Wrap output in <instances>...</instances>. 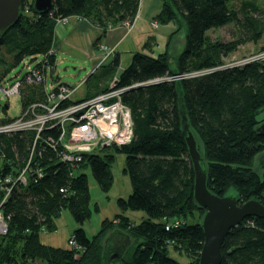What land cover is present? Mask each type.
Returning a JSON list of instances; mask_svg holds the SVG:
<instances>
[{"label": "trees", "instance_id": "16d2710c", "mask_svg": "<svg viewBox=\"0 0 264 264\" xmlns=\"http://www.w3.org/2000/svg\"><path fill=\"white\" fill-rule=\"evenodd\" d=\"M234 1L160 0L161 9L152 20L161 26L175 25L163 51L156 56L142 51L150 52L155 45L154 36H148L116 77L117 87H127L120 99L131 112V141L84 153L78 166L60 160L57 146L51 144L40 158H31L42 168V176H28L26 184H15L2 203L5 191L0 188V208L7 218V232L0 235V264H180L168 255L169 246L184 250L189 264H198L204 209L192 196L194 174L185 128L197 142L211 193H233L238 203L256 199L264 204V162H259L264 137L254 130L264 119L257 118L264 108V60L232 66L223 60L239 45L263 37L264 9L256 0H241L237 8ZM20 2V19L0 37V81L18 63L54 48L56 19L77 16L99 28L93 42L97 50L107 30L132 23L139 8V0H51V8L38 14L32 10V0ZM231 23L238 30L235 40L222 42L207 35L208 30ZM180 31L185 38L178 45L174 39ZM47 58L53 62L55 54ZM110 64H119L117 53ZM204 68L214 69L178 80L160 79ZM20 91L22 109L44 97L42 85L22 83ZM1 109L6 112L4 105ZM9 118H0V123ZM47 133L56 138L58 130ZM30 136L29 132L0 135V185L6 175L14 179L24 167ZM116 154L125 157L122 173L129 178L131 192L116 199L119 212L103 219L98 232L88 237L82 225L99 208L96 204L91 208L87 176L80 171L88 168L107 192L113 184ZM62 209L78 225L70 238L79 248L55 247L39 238L41 231L54 230ZM127 210L142 211L144 218L136 223L124 214ZM174 221L179 225L172 226ZM112 231L123 232L130 241L119 258L107 261L104 241ZM220 252V264H264V219L249 216L232 227Z\"/></svg>", "mask_w": 264, "mask_h": 264}, {"label": "built area", "instance_id": "2783aa9c", "mask_svg": "<svg viewBox=\"0 0 264 264\" xmlns=\"http://www.w3.org/2000/svg\"><path fill=\"white\" fill-rule=\"evenodd\" d=\"M27 11L28 9L25 7L24 12ZM67 19L68 17H60L56 19V22H66ZM133 22H124L123 25L130 28ZM150 26L155 28L158 24L151 21ZM98 50L101 61L115 53V47L105 44H100ZM46 54H55V49L51 48ZM46 54L35 56L33 59L37 57H40V59L33 66L30 65V60H23V65L26 66L25 73L19 79H15L8 87L0 86V92L9 97L21 94L22 83L42 85L44 96L42 100H36L26 105L19 116L0 123V135L16 132H29L31 135L30 142L26 146L29 154L24 167L19 170L14 179L8 174L1 182L0 188L5 191L1 203L15 184H26L28 176L35 174L39 177L42 176V168L38 165V162L32 163L31 158H34V156L40 158L44 147L48 144L53 147L57 146L55 153H57L60 160L78 166L84 153L98 152L100 148L113 143L117 145L126 144L133 137V121L130 109L120 99L122 92L127 87H117L115 78L108 90L84 100H72L71 95L80 84L70 87L65 84L54 86L53 80L49 84L45 83L46 70L52 72L54 69L53 62L48 60ZM254 60H264V50H260L253 56L243 58L241 61L226 63L225 66L242 65ZM213 69L204 68L175 73L160 79L178 80L202 75ZM51 129L58 130L56 138H51L48 135L47 131ZM39 147L40 149H38ZM177 225H179V221L172 223V226ZM169 227L170 224L166 226V228ZM6 232L7 218L0 208V235H4ZM68 244L72 248H79L72 238L69 239ZM36 263L44 264L38 263V261L31 264Z\"/></svg>", "mask_w": 264, "mask_h": 264}, {"label": "rangeland", "instance_id": "374dc122", "mask_svg": "<svg viewBox=\"0 0 264 264\" xmlns=\"http://www.w3.org/2000/svg\"><path fill=\"white\" fill-rule=\"evenodd\" d=\"M240 1L241 0L234 1V6L236 8L240 5ZM256 2L262 9H264V0H256ZM170 29L171 30L167 31L166 38L167 35L175 29V25L173 24V28L171 27ZM148 31L151 33L154 32L151 30ZM207 35L212 40L218 39L222 42H229L237 38L238 30L235 24L231 23L220 28L210 29L207 31ZM184 38V32L180 31L176 35L174 41L180 45V43L182 44L184 42ZM165 42L158 40L157 45L154 42L156 45L155 52H162L165 47ZM263 45L264 34L257 43L248 42L239 45L233 52L224 57L223 60L227 64L241 61L243 58L245 59L258 53L260 51V47ZM132 53L120 50V60L117 66L110 64L113 57L110 56L105 61L100 62V64L102 63L101 65L98 64V66L95 67L88 58L83 59L81 56H79L82 58L81 59L77 57L78 55L75 56L72 53L69 54L65 51L58 50L53 61V71L50 72L48 69L46 70L45 83L49 84L53 80L54 86L57 84H65L70 87L80 84L76 91L71 95V99H81L85 97L86 94L92 93L106 84H111L120 74V72L128 65ZM151 53L152 51H150V54ZM39 59L40 57L30 60V65L33 66ZM25 71L26 66L23 65V61L18 63L6 73V75L0 81V86L8 87L15 79H19L25 73ZM5 103H7L8 106L6 112L1 109ZM21 109L22 104L19 94L6 97L0 92V118H13L19 116ZM257 118H264V108L259 112ZM124 160V155H115V161L111 168L113 184L107 192H104L100 189L88 168L84 170L81 169L82 171H80L84 172L87 176L91 208L93 209L95 204L99 208V211H93L90 218L87 219L82 225L88 237H92L98 232L100 223L103 219H112L119 212V209L116 205V199L119 197H127L129 195V191H127L130 185L129 178L127 175L122 173ZM126 212L127 214L131 213L130 218L136 223L140 222L141 220L139 215L142 213L144 214V212L139 210H127ZM77 226L78 225L74 221L70 212L67 209H62L61 213L54 219V230L41 231L39 238L44 244L67 248L69 246L68 239L70 238L72 231ZM168 255L178 260L180 264H189L190 262V257L184 250H177L172 246L168 247ZM38 263L42 262L38 261Z\"/></svg>", "mask_w": 264, "mask_h": 264}, {"label": "water", "instance_id": "95a60500", "mask_svg": "<svg viewBox=\"0 0 264 264\" xmlns=\"http://www.w3.org/2000/svg\"><path fill=\"white\" fill-rule=\"evenodd\" d=\"M51 4V0H32V10L41 14L47 12L51 8ZM21 11L20 0H0V37L20 19ZM4 107L7 108V105L4 104ZM254 130L264 137V119L255 126ZM184 141L194 174L192 196L196 204L204 209L200 221L204 240L198 256V264H220V248L227 232L232 227L239 225L246 217L264 219V204L256 199L238 203L233 193L223 196L211 193L206 186V175L197 142L192 132L187 128L184 132ZM259 162H264V152L259 156ZM114 234L110 233L104 241L103 251L107 261L119 258L130 241L129 236L122 233L119 236L117 250L106 255L109 239Z\"/></svg>", "mask_w": 264, "mask_h": 264}, {"label": "crops", "instance_id": "0c3cea01", "mask_svg": "<svg viewBox=\"0 0 264 264\" xmlns=\"http://www.w3.org/2000/svg\"><path fill=\"white\" fill-rule=\"evenodd\" d=\"M160 9V0H139V8L131 27L129 28L120 25L107 30L99 45L105 44L115 47V53L118 54L120 60V50L128 53L141 51L142 45L148 36H154L156 45L158 40L165 42L167 31L171 30V27L173 28V24L169 23L163 26L158 25L155 28L150 26L152 17L156 15ZM148 30L154 32L151 33ZM100 33L101 30L92 25L89 21L75 16H69L66 22H57L55 25L53 46L55 49V56L58 50L65 51L66 53H72L75 56L78 55L77 57L81 56L83 59L88 58L92 65L97 67L100 62L106 60L101 61L99 50H96L93 47V42L99 37ZM156 45L152 47L151 54L146 50L142 51L152 56H156L158 54L157 51L155 52ZM127 191H129L128 193L131 192L130 185ZM124 214L129 218L131 216V213L127 214V212H125ZM139 217L143 219L144 214H140ZM111 233L117 234H114L109 239L105 251L106 255H109L111 252L114 253V251L117 250L119 236H121L123 232L120 234L118 231H112Z\"/></svg>", "mask_w": 264, "mask_h": 264}, {"label": "bare ground", "instance_id": "6f19581e", "mask_svg": "<svg viewBox=\"0 0 264 264\" xmlns=\"http://www.w3.org/2000/svg\"><path fill=\"white\" fill-rule=\"evenodd\" d=\"M5 104H6V103H5ZM32 159H33V158H32ZM25 162H26V161H25ZM21 167H22V166H21ZM21 167H20V168H21ZM22 168H23V167H22ZM17 169H18V168H17Z\"/></svg>", "mask_w": 264, "mask_h": 264}]
</instances>
